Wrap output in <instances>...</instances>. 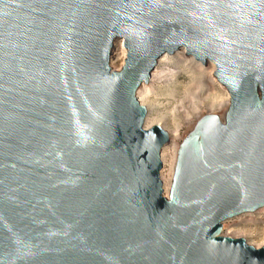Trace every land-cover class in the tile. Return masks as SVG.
Here are the masks:
<instances>
[{"label":"water","instance_id":"water-1","mask_svg":"<svg viewBox=\"0 0 264 264\" xmlns=\"http://www.w3.org/2000/svg\"><path fill=\"white\" fill-rule=\"evenodd\" d=\"M181 47L229 106L181 140L166 196L170 136L136 92ZM263 207L264 0H0V264H264L223 234Z\"/></svg>","mask_w":264,"mask_h":264},{"label":"bare ground","instance_id":"bare-ground-1","mask_svg":"<svg viewBox=\"0 0 264 264\" xmlns=\"http://www.w3.org/2000/svg\"><path fill=\"white\" fill-rule=\"evenodd\" d=\"M115 41L124 62L125 49L122 45V39ZM203 65L201 61L195 59L192 55H188L184 47L179 48L171 54L165 52L158 58L155 68L152 70L147 81L148 83L145 84L143 82L136 92L138 102L148 110L145 116V128L149 129L159 125L170 136V140L163 145L160 152L162 161L160 179L163 185V193L166 196L170 190L174 163L180 143L178 137L180 120H191L195 123L203 116V113H217L223 118L229 106L228 92L212 72L213 66L207 71ZM183 71L187 73V77L190 79L189 84L170 88L169 91L162 90L157 92L161 85H170L172 80ZM205 82L209 86L217 85L223 95L220 94L218 99L212 98L207 101L205 98L206 94H203L202 89ZM263 211L264 207L236 217L246 218L253 213L257 214ZM223 228H225V223L223 224ZM231 237L243 238L242 235ZM250 244L258 248L264 245V241L258 244Z\"/></svg>","mask_w":264,"mask_h":264},{"label":"rangeland","instance_id":"rangeland-1","mask_svg":"<svg viewBox=\"0 0 264 264\" xmlns=\"http://www.w3.org/2000/svg\"><path fill=\"white\" fill-rule=\"evenodd\" d=\"M124 60V59H123ZM122 57L119 51L117 42L114 41V45L110 54V61L109 64L113 69H119L122 64ZM213 66V73H214V65L210 61H207L203 67L209 71ZM190 79L187 77L186 72H181L175 79L172 80L170 85H161L157 92L162 90L169 91L170 88H176L178 86H184L189 84ZM179 89V88H178ZM203 94H206V100H210L212 98L218 99L220 94L223 93L219 90L217 85H208L206 82L202 86ZM202 96V95H201ZM165 103V102H162ZM161 110V109H160ZM148 111V110H147ZM206 113H203L205 115ZM217 114V113H215ZM218 115V114H217ZM195 123L191 120H180L179 129H178V137L179 142L189 133V131L193 128ZM225 223V228H223V234L227 236H243L246 241L250 244H258L264 241V211L251 214V216L242 218V217H235L231 219H227L223 222Z\"/></svg>","mask_w":264,"mask_h":264}]
</instances>
